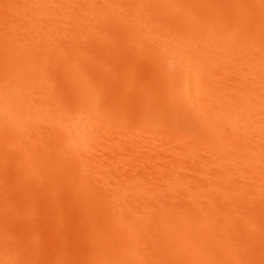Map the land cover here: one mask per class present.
Segmentation results:
<instances>
[{"label": "bare ground", "instance_id": "6f19581e", "mask_svg": "<svg viewBox=\"0 0 264 264\" xmlns=\"http://www.w3.org/2000/svg\"><path fill=\"white\" fill-rule=\"evenodd\" d=\"M0 264H264V0H0Z\"/></svg>", "mask_w": 264, "mask_h": 264}]
</instances>
